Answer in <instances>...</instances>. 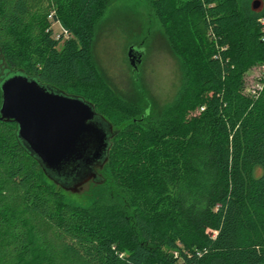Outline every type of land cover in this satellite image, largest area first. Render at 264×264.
<instances>
[{"label": "trees", "instance_id": "trees-1", "mask_svg": "<svg viewBox=\"0 0 264 264\" xmlns=\"http://www.w3.org/2000/svg\"><path fill=\"white\" fill-rule=\"evenodd\" d=\"M108 2L0 0L6 65L120 129L106 183L82 202L0 121V264H264V73L255 98L244 92L248 73L264 71V0H149L184 69L176 102L156 117L92 62ZM52 9L71 38H53Z\"/></svg>", "mask_w": 264, "mask_h": 264}, {"label": "water", "instance_id": "water-1", "mask_svg": "<svg viewBox=\"0 0 264 264\" xmlns=\"http://www.w3.org/2000/svg\"><path fill=\"white\" fill-rule=\"evenodd\" d=\"M260 2L252 4L258 9ZM141 48L127 51L133 73ZM0 121L14 124L17 144L58 189L80 198L85 185L106 183L103 168L119 128L82 97L42 84L23 70L10 69L0 53Z\"/></svg>", "mask_w": 264, "mask_h": 264}, {"label": "rangeland", "instance_id": "rangeland-1", "mask_svg": "<svg viewBox=\"0 0 264 264\" xmlns=\"http://www.w3.org/2000/svg\"><path fill=\"white\" fill-rule=\"evenodd\" d=\"M47 20L56 38L59 27L48 17ZM68 38L71 35L65 39ZM131 46L143 52L136 74L131 71L127 59ZM90 54L104 83L122 100L137 103L142 112L147 107L152 117L172 106L184 85L183 61L170 48L149 0H109L93 29ZM263 73L259 68L248 73L246 94L247 89L260 83L258 78ZM90 190L91 186L85 185L83 195L75 200L84 202Z\"/></svg>", "mask_w": 264, "mask_h": 264}, {"label": "built area", "instance_id": "built-area-1", "mask_svg": "<svg viewBox=\"0 0 264 264\" xmlns=\"http://www.w3.org/2000/svg\"><path fill=\"white\" fill-rule=\"evenodd\" d=\"M47 17L49 20L53 21L59 27V34L55 38L56 40H58L60 38L68 37V32L60 25L58 20H54V17H55L54 12H50V14ZM50 29H52V28H50ZM262 69H264V67ZM261 90H262V83L260 82V83H256L251 89H247L246 92L248 95L255 98L257 96L258 92Z\"/></svg>", "mask_w": 264, "mask_h": 264}]
</instances>
